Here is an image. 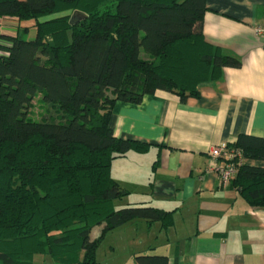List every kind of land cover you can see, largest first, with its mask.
I'll use <instances>...</instances> for the list:
<instances>
[{
    "label": "trees",
    "instance_id": "obj_1",
    "mask_svg": "<svg viewBox=\"0 0 264 264\" xmlns=\"http://www.w3.org/2000/svg\"><path fill=\"white\" fill-rule=\"evenodd\" d=\"M205 0H0V19L34 22V34L0 30V264H100L105 234L135 219L172 223V211L120 203L128 191L111 165L148 144L117 137L116 101L147 94L198 97L240 60L206 40ZM74 12L80 14L71 24ZM53 110L28 117L33 98ZM231 147L264 162V137L239 134ZM264 208V165L243 162L232 180ZM100 226L97 237L91 230ZM38 255V256H37ZM137 264H168L138 253Z\"/></svg>",
    "mask_w": 264,
    "mask_h": 264
},
{
    "label": "crops",
    "instance_id": "obj_2",
    "mask_svg": "<svg viewBox=\"0 0 264 264\" xmlns=\"http://www.w3.org/2000/svg\"><path fill=\"white\" fill-rule=\"evenodd\" d=\"M205 1L206 40L236 56L240 66L225 67L218 80L201 85L198 97L183 102L157 91L112 108L114 134L149 145L112 162V177L128 191L119 202L144 201L172 211L173 220L166 229L143 219L116 228L135 225L147 232L125 246L129 264H137L138 253L164 255L168 264H264V208L249 205L232 181L223 187L210 166L214 146L242 133L264 137V40L253 30L264 25V0ZM100 228L93 227L91 236Z\"/></svg>",
    "mask_w": 264,
    "mask_h": 264
},
{
    "label": "rangeland",
    "instance_id": "obj_3",
    "mask_svg": "<svg viewBox=\"0 0 264 264\" xmlns=\"http://www.w3.org/2000/svg\"><path fill=\"white\" fill-rule=\"evenodd\" d=\"M23 27H26L28 29L27 37L33 36L35 31L33 21L18 22L16 19H0V30L5 31L6 33L14 34L17 29H21ZM28 111V117L34 120H39L45 117L47 111L52 114L54 113L51 108H48L47 105L41 101L40 94H37L33 98ZM127 227L131 228L113 229L105 234L101 243L96 248V253L98 254V257L101 258L102 262H109V260H115L120 264H129V261H127V257L124 256L125 246H128V244L142 241L141 235L147 236V232L139 230L138 228H136L135 225H129ZM120 235H124L126 237L118 238V236ZM35 260L36 262H42V264H53L50 258L44 255L40 257H35Z\"/></svg>",
    "mask_w": 264,
    "mask_h": 264
},
{
    "label": "built area",
    "instance_id": "obj_4",
    "mask_svg": "<svg viewBox=\"0 0 264 264\" xmlns=\"http://www.w3.org/2000/svg\"><path fill=\"white\" fill-rule=\"evenodd\" d=\"M253 30L264 40V25H254ZM245 161L242 152L230 144L220 143L210 149V166L218 174L223 187L234 179L239 166Z\"/></svg>",
    "mask_w": 264,
    "mask_h": 264
},
{
    "label": "water",
    "instance_id": "obj_5",
    "mask_svg": "<svg viewBox=\"0 0 264 264\" xmlns=\"http://www.w3.org/2000/svg\"><path fill=\"white\" fill-rule=\"evenodd\" d=\"M79 16H80V14L79 13H77V12H74L73 13V15L71 16V18H70V23L71 24H74V23H76L77 21H78V19H79Z\"/></svg>",
    "mask_w": 264,
    "mask_h": 264
}]
</instances>
